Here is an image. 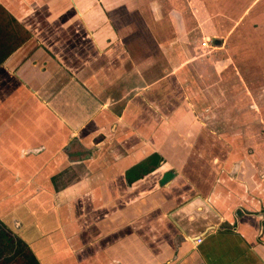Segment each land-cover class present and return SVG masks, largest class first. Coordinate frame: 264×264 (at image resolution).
<instances>
[{
    "label": "crops",
    "instance_id": "crops-1",
    "mask_svg": "<svg viewBox=\"0 0 264 264\" xmlns=\"http://www.w3.org/2000/svg\"><path fill=\"white\" fill-rule=\"evenodd\" d=\"M0 9V221L41 264H264L262 136L229 97L242 59L218 70L177 30L161 40L149 4Z\"/></svg>",
    "mask_w": 264,
    "mask_h": 264
},
{
    "label": "rangeland",
    "instance_id": "rangeland-1",
    "mask_svg": "<svg viewBox=\"0 0 264 264\" xmlns=\"http://www.w3.org/2000/svg\"><path fill=\"white\" fill-rule=\"evenodd\" d=\"M111 1L131 3V6L138 7H144L149 4V7L156 8L157 16L158 13L160 15L159 19L151 22L157 21L159 23L163 20L162 24L164 26L161 25L156 32L160 39L164 41L170 40L172 32L177 30L176 34L180 33L181 44L185 45L187 54H191L198 59L201 58L198 55L208 54L213 56H208V58H212L211 61L218 70L221 69L222 65L218 60L224 59L225 54H231L235 59L239 57V59L243 60L241 65L244 67H240L241 71H246V74L244 79L240 80V86H236L232 90V84H230L231 92L229 97L231 102L234 100L233 92L245 91V95L241 98L244 99L246 105L247 134L262 136L256 144L251 143V148L255 149L257 147V157H259L261 166L264 169V121H262L260 128L252 126L254 120H264V0ZM0 14H2L1 9ZM174 17L180 18L178 21L181 22V28L174 29L178 22L175 24L176 18ZM154 26L158 28V24ZM222 44L225 45L224 51L221 48H217L219 45L222 46ZM198 64L197 70H201L204 73L211 68L207 60L203 61V63L199 61ZM229 65L233 67L234 63L229 62ZM202 66H208V68H202ZM208 76L211 77L210 74ZM207 85H214L221 91L222 83L220 79L210 80ZM238 89L240 90L237 91ZM216 102L217 100L215 99L214 103ZM219 103L217 102L215 105L217 106ZM252 104H257L262 110L259 112L249 111L248 108ZM232 115L233 113H230L229 118H232ZM70 174L72 173H63V176H71ZM8 232L11 236L13 235L9 230ZM0 264L4 263L0 261Z\"/></svg>",
    "mask_w": 264,
    "mask_h": 264
},
{
    "label": "trees",
    "instance_id": "trees-1",
    "mask_svg": "<svg viewBox=\"0 0 264 264\" xmlns=\"http://www.w3.org/2000/svg\"><path fill=\"white\" fill-rule=\"evenodd\" d=\"M151 168L146 169V162L139 165L127 173L129 183L143 177L148 171L159 164L161 157L155 154L149 160ZM141 168H143L141 170ZM140 170V171H136ZM0 261L4 264H41L35 253L28 244L19 236L8 232L7 227L0 221Z\"/></svg>",
    "mask_w": 264,
    "mask_h": 264
},
{
    "label": "built area",
    "instance_id": "built-area-1",
    "mask_svg": "<svg viewBox=\"0 0 264 264\" xmlns=\"http://www.w3.org/2000/svg\"><path fill=\"white\" fill-rule=\"evenodd\" d=\"M199 241H201V240H199Z\"/></svg>",
    "mask_w": 264,
    "mask_h": 264
}]
</instances>
